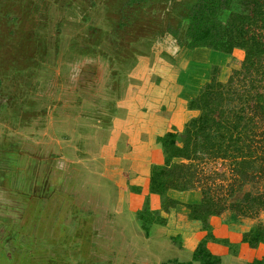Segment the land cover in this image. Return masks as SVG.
Here are the masks:
<instances>
[{
    "label": "crops",
    "instance_id": "crops-1",
    "mask_svg": "<svg viewBox=\"0 0 264 264\" xmlns=\"http://www.w3.org/2000/svg\"><path fill=\"white\" fill-rule=\"evenodd\" d=\"M174 1L163 2L162 13L165 21L170 16L178 24L177 37L144 29L145 36L134 38L132 47L98 30L92 43L102 48L64 69L65 84L54 81L49 87L52 103H44V110L35 107L15 126L0 119V264L49 263L48 248H60L58 240L70 226L56 212L72 207L74 217H83L81 225L75 220L77 232L88 231V224L95 227L98 250L87 261L76 251L77 264H108L100 258L99 249L107 246L102 241L117 243L119 258L131 264H201L194 252L202 241L219 264H252L264 254V243L251 247L242 241L254 219L224 212L209 218L208 231L188 217L186 205L199 202V191L168 190L177 204L164 209L150 190L152 170L164 165L159 139L181 131L197 114L188 101L210 80L213 67L222 74V66L214 65L217 59L225 61L219 51L188 47V21L174 12L180 0ZM108 44L119 54L111 55ZM119 45L132 49L119 51ZM190 49L205 56L199 55L201 80L190 76ZM187 89L191 92L182 97ZM18 129L25 135L15 134ZM144 206L161 220L147 230L137 215ZM91 212L95 222L85 220ZM50 240L56 243L47 244ZM56 258L50 263L65 264L62 256Z\"/></svg>",
    "mask_w": 264,
    "mask_h": 264
},
{
    "label": "trees",
    "instance_id": "trees-1",
    "mask_svg": "<svg viewBox=\"0 0 264 264\" xmlns=\"http://www.w3.org/2000/svg\"><path fill=\"white\" fill-rule=\"evenodd\" d=\"M93 1L0 0L2 121L15 126L35 107L44 110V103H52L49 87L54 81H66L64 69L78 58H93L102 48L92 43L98 30L109 33L112 42L116 37L123 38L131 46L134 38L145 36L144 29L157 35H173L178 30V24H172L174 18L168 16L170 22L165 21L167 15L162 13L166 12L162 3L168 0H109L100 14L94 13L98 9L91 7ZM74 2H78L77 6H73ZM176 6L178 11L174 12L188 21L189 48L204 47L230 56L243 52V58L236 59L239 66H233L226 82L217 78L219 68H212L210 80L188 101V108L198 114L181 131L167 132L159 139L164 165L154 168L150 176V190L160 196L164 209L177 204L167 195L168 190L198 188L201 198L186 205L188 217L200 220L210 231L211 216L231 212L255 218L264 211V191L252 193L241 188L264 174V146L260 147L264 139V0H180ZM91 15L93 22L89 25L83 19ZM222 15L225 20L220 18ZM78 16L79 20L75 19ZM76 27L78 31L74 32ZM131 46L119 45L118 49H132ZM109 49L111 55L119 54L112 45ZM54 68L61 73L56 75ZM237 81L244 86L246 83V89ZM203 157L229 160L235 176L232 185L236 186L216 193L207 179L197 178L201 185H195L192 177L198 174L189 171ZM157 214L144 206L137 215L147 230L152 222L161 221ZM242 241L251 247L264 243V223L255 222L242 235ZM194 259L201 264L220 262L207 251L205 241L196 248ZM252 264H264V254Z\"/></svg>",
    "mask_w": 264,
    "mask_h": 264
},
{
    "label": "rangeland",
    "instance_id": "rangeland-1",
    "mask_svg": "<svg viewBox=\"0 0 264 264\" xmlns=\"http://www.w3.org/2000/svg\"><path fill=\"white\" fill-rule=\"evenodd\" d=\"M172 1H173V5H174L175 1L174 0H172ZM107 2L109 4V0L108 1L107 0H94L93 3L91 4V7L94 8V9H98V11H95L94 13L100 14L101 11L103 12L102 9H104V7L107 5ZM77 4H78V2H74L73 6H77ZM89 15H90V13H89ZM92 15L90 17H87V19L85 18L83 20L86 21L88 24L91 23ZM80 17L81 16H78L75 19L79 20ZM220 18L222 20H225L224 19L225 18L224 15H222ZM71 25H72V23L69 24V26H71ZM173 35H174V37H177V32H176V34H173ZM186 37L188 38V36H186ZM177 41L179 43V39L178 38H177ZM223 54L225 56L223 58V59H225L224 63L223 62L217 63V62L220 61V59H217V62L214 63V65L222 66V68H223L222 71L223 72H222V74H220L221 69L219 68L218 69L219 76H217V78L221 82L224 83V82L227 81L228 77L232 73V70L235 67L237 68L239 66L240 62L238 60H236V59H242L243 58V52L242 51H237L236 53L232 54L231 56L226 54V53H223ZM199 55H203V53H199V51H194V50H191V49L188 50V53H187L188 59L191 62V65L193 67V69H192L193 73L190 74V76L192 78H194V79L198 78L199 80H201V78L197 77L198 76L197 74L200 71V68H201L200 65L204 64L205 56L203 55L204 56V60L201 61V59L199 58ZM223 59L221 61H223ZM48 62H50V61H46V63H48ZM96 63L97 62H95V64ZM233 66H234V68H233ZM65 69L68 70V66ZM54 73H56V75H57V72H56L55 68H54ZM65 82L66 81H62V84H65ZM243 83H245V81ZM240 84H241V87L243 89L244 85H242V83H238V81H237V85H240ZM244 89H246V83H245ZM190 92L191 91L188 90V89L185 90V91L183 90L182 91V95H183L182 97H185V95L189 94ZM197 114H198V112H197ZM5 127H8V125L6 124ZM9 128L11 130L13 129L11 127H9ZM0 132L1 133L3 132L1 128H0ZM10 133H12V131ZM10 133H7V134H10ZM15 134H17L18 136H20L22 134H23V136L25 135V133H23V130H21V129H18L17 133H15ZM17 135L10 136V137H16ZM34 140H35V138H34ZM262 146H264V139H263V143H260V147H262ZM185 163H188V162L186 161ZM231 164H230L229 160H221V159L208 160L205 157H203V159H201L200 161L196 162L195 167L192 170H190L189 172L192 173V174H195V175L198 174L197 177L196 176L192 177V180H193L195 185L198 184L199 187L201 185L197 181V178H200V181L201 180L205 181L207 179V182H208L207 184H209L211 188H215L216 189L215 192L218 193V192L221 191V188H223L224 191H225V189H229L231 187L234 188L236 186V185H232V182H233L235 176H232V173H231L232 170L231 169L233 168V166ZM257 164L258 165L261 164V161H258ZM204 185L206 186V184H204ZM241 188L245 189V190H249L252 193H257V192L264 191V174H261L260 176L257 175V177L254 180L248 181ZM194 190L199 191L198 188H194ZM236 190H238V189H236ZM200 196H201V193H200ZM72 210H73V207H72ZM72 210L70 209L67 212V211H64V209H61V210L56 212V215L59 213L58 214L59 217H57V219H59L61 217L62 220H65V224H69L70 226H67L66 229L64 228L65 233L67 234V236L64 237L62 239V241L58 240V242L60 243L59 244L60 248H57L55 250H50V256L54 255V256H57V257H60V256L66 257L67 259H64L65 264H70L72 262L73 257L76 256V251H80L81 255H84V257H86V258L87 257L88 258L89 257L94 258L96 256L95 255V250L98 251L97 249H94V246L96 245V243H94L95 242L94 241L95 233H92V232L95 230V227L93 225H91V224H88L87 225L88 231H83L82 232L81 230L79 231V229H78L79 232H77V225L78 224H76L75 220H77L79 218V221H80L79 225H81V220H83V217H80L79 214L76 216L77 218L74 217L75 213L73 214L74 210L73 211ZM89 213H90V211H89ZM54 214H52V216H54ZM92 215H93V212H91V218L90 217H85V220L86 221L92 220V221L95 222L94 216H92ZM246 218L254 219V223L255 222L264 223V211L258 212L256 214L255 218H251V217H246ZM52 221L53 220L51 219L50 222H52ZM73 223H74V226H73ZM56 227H58V226H56ZM55 231L56 230L54 229V232ZM88 232H90V233H88ZM100 236H101V234H100ZM52 242H53V240H50V241H48L47 244H50ZM54 243H56V242L54 241L53 244ZM102 243H105V245H107V246L104 247L103 249H99V251L101 252L100 254L102 255L100 257L101 260H103V261L105 260V262L108 261V264H118L120 262V260H122V262L119 263V264H131L130 262L126 263V260L124 261V258H122V259L119 258L120 256L118 255V249L115 248V245H118L117 243L107 244L106 241H102ZM62 244H64L65 247H62ZM46 251H48L47 248L46 249L45 248L42 249V253L47 254ZM10 257H11V255H10ZM73 260H75V259H73ZM37 264H39V263H37ZM41 264H45V263H41ZM46 264H51V263H47L46 262Z\"/></svg>",
    "mask_w": 264,
    "mask_h": 264
},
{
    "label": "flooded vegetation",
    "instance_id": "flooded-vegetation-1",
    "mask_svg": "<svg viewBox=\"0 0 264 264\" xmlns=\"http://www.w3.org/2000/svg\"><path fill=\"white\" fill-rule=\"evenodd\" d=\"M49 250V257H48V259H49V263H50V261H56L57 260V256H50V250H53V249H48ZM55 250V249H54ZM62 258H64V259H67L66 257H64V256H62ZM86 258V257H85ZM88 258V257H87ZM87 258H86V261H87ZM73 259H75V257H73ZM72 259V262L70 263V264H77V262L75 261V260H73ZM52 264V263H51Z\"/></svg>",
    "mask_w": 264,
    "mask_h": 264
}]
</instances>
